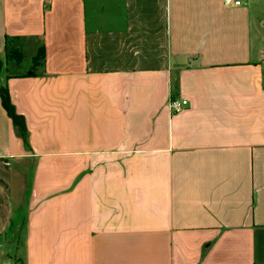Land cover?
I'll list each match as a JSON object with an SVG mask.
<instances>
[{"label": "crops", "instance_id": "crops-1", "mask_svg": "<svg viewBox=\"0 0 264 264\" xmlns=\"http://www.w3.org/2000/svg\"><path fill=\"white\" fill-rule=\"evenodd\" d=\"M258 5L0 0V264H264Z\"/></svg>", "mask_w": 264, "mask_h": 264}, {"label": "trees", "instance_id": "trees-1", "mask_svg": "<svg viewBox=\"0 0 264 264\" xmlns=\"http://www.w3.org/2000/svg\"><path fill=\"white\" fill-rule=\"evenodd\" d=\"M18 56V55H17ZM44 51L43 49L39 51L37 56L33 61L34 68H37L41 65V61L44 60ZM22 59V54H19V60ZM0 97L2 100V105L11 118L13 122V126L15 128L16 133L27 143L28 142V128L23 115L19 114L16 110V107L13 105L11 101V96L9 94L7 87L0 88Z\"/></svg>", "mask_w": 264, "mask_h": 264}, {"label": "rangeland", "instance_id": "rangeland-1", "mask_svg": "<svg viewBox=\"0 0 264 264\" xmlns=\"http://www.w3.org/2000/svg\"><path fill=\"white\" fill-rule=\"evenodd\" d=\"M255 1L259 2V5H258L259 10H257V12L260 14V16L264 17V0H255ZM16 46H17V43H15V41L12 42L8 48L6 56L3 57V59L0 56V76L4 72V70L5 71L7 70V72L11 75L17 74V73L19 74V72H22L17 67L18 63H19V54H22V60H23L22 63H24V66L28 67V68L30 67L31 59H30L29 54L26 55V54H23L22 52H19V49ZM263 46H264V44H263ZM41 63H42V61H41ZM33 69L37 70V69H39V67L34 68V66H33ZM0 88H2L1 85H0Z\"/></svg>", "mask_w": 264, "mask_h": 264}, {"label": "built area", "instance_id": "built-area-1", "mask_svg": "<svg viewBox=\"0 0 264 264\" xmlns=\"http://www.w3.org/2000/svg\"><path fill=\"white\" fill-rule=\"evenodd\" d=\"M226 6H240L241 0H224ZM189 105L186 99H173L169 103L170 110L173 114L182 112Z\"/></svg>", "mask_w": 264, "mask_h": 264}]
</instances>
